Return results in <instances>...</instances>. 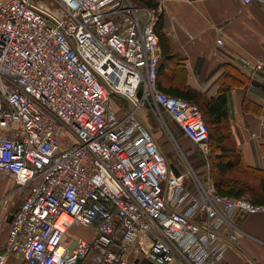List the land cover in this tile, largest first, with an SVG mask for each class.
Segmentation results:
<instances>
[{
    "label": "built area",
    "instance_id": "obj_1",
    "mask_svg": "<svg viewBox=\"0 0 264 264\" xmlns=\"http://www.w3.org/2000/svg\"><path fill=\"white\" fill-rule=\"evenodd\" d=\"M159 15L133 0H0V175L28 187L0 264H222L237 218L264 211L219 193L176 139L173 161L147 123L144 109L168 112L208 158L200 107L157 86Z\"/></svg>",
    "mask_w": 264,
    "mask_h": 264
},
{
    "label": "crops",
    "instance_id": "obj_2",
    "mask_svg": "<svg viewBox=\"0 0 264 264\" xmlns=\"http://www.w3.org/2000/svg\"><path fill=\"white\" fill-rule=\"evenodd\" d=\"M157 2V7L150 8L163 14V30L173 50L184 59L187 83L206 96H216L229 86L225 92L235 143L245 163L264 172V3L259 0ZM219 37L223 38L221 45L217 43ZM116 102L121 103L119 99ZM174 129L178 138L189 141L178 125ZM200 157L195 156L194 163L202 159L206 175L211 177L210 153L207 159L202 154ZM27 191V186L16 187L11 177L0 175V197L7 198L0 205L3 219L0 250ZM236 222L243 233L237 242L230 244L222 264H264V211L241 215ZM130 255L122 264H126L124 261ZM3 264L37 263L12 252Z\"/></svg>",
    "mask_w": 264,
    "mask_h": 264
},
{
    "label": "trees",
    "instance_id": "obj_3",
    "mask_svg": "<svg viewBox=\"0 0 264 264\" xmlns=\"http://www.w3.org/2000/svg\"><path fill=\"white\" fill-rule=\"evenodd\" d=\"M145 1L149 7L158 6L157 0ZM155 30L161 47L156 74L157 86L166 93L192 100L200 107L209 130L210 173L216 189L223 195H250L253 202L264 203V172L245 163L233 137L225 92L229 86L224 87L216 96H206L189 85L184 59L173 50L163 30L162 13L158 16ZM114 98L118 99L115 95ZM122 102L125 103L123 100ZM171 123L173 128L178 125L174 119ZM178 127L180 128L179 125ZM73 231L89 237L88 231L81 227L73 228ZM140 264L148 262L143 261Z\"/></svg>",
    "mask_w": 264,
    "mask_h": 264
},
{
    "label": "rangeland",
    "instance_id": "obj_4",
    "mask_svg": "<svg viewBox=\"0 0 264 264\" xmlns=\"http://www.w3.org/2000/svg\"><path fill=\"white\" fill-rule=\"evenodd\" d=\"M134 3H136L139 6H147V2L145 0H142L143 2L139 1V0H133ZM54 8H58L57 4L53 5ZM144 114L146 117V121L149 124L150 128L152 129V131L155 133V135L157 136L158 140L160 141V143L163 145L164 151L167 153V155L173 160V161H177L178 160V149L177 146H175V139L178 141V143H180L185 151V153L187 154L188 158L190 159V161L192 160L195 168L198 169V171H196L199 175H201L202 177H207L208 175H206V168H205V164L203 162L202 159L196 161L194 163L193 160L195 156H201L200 153V148L197 144L191 142V141H183L180 138L177 137V133L175 134V129L173 128V125L171 123V120L174 119L168 112L162 111L163 116H164V120L165 121H161L160 119L154 117L152 114L146 112V110L144 109ZM171 132H173L175 135H173ZM201 158V157H200ZM246 198L250 199L251 196L247 195L245 196ZM131 255L129 256V258H127L124 262L126 264H136L139 261V264L143 261L138 260V258H136L135 253L131 252ZM135 261V262H134ZM146 261V260H144ZM147 262V261H146Z\"/></svg>",
    "mask_w": 264,
    "mask_h": 264
},
{
    "label": "water",
    "instance_id": "obj_5",
    "mask_svg": "<svg viewBox=\"0 0 264 264\" xmlns=\"http://www.w3.org/2000/svg\"><path fill=\"white\" fill-rule=\"evenodd\" d=\"M171 166H172V168H173V170H174L175 173H179V171H178L177 167L174 165V163H172ZM80 261L81 260L79 259L78 262H77V264H80Z\"/></svg>",
    "mask_w": 264,
    "mask_h": 264
}]
</instances>
